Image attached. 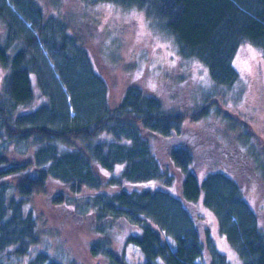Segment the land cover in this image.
I'll list each match as a JSON object with an SVG mask.
<instances>
[{
	"label": "trees",
	"instance_id": "1",
	"mask_svg": "<svg viewBox=\"0 0 264 264\" xmlns=\"http://www.w3.org/2000/svg\"><path fill=\"white\" fill-rule=\"evenodd\" d=\"M103 1L144 11L155 27L173 40L179 57L200 64L223 93L238 78L233 60L242 43L258 48L264 57V0ZM11 2L32 23L36 34L21 37L14 19L0 2V66L6 70L0 85V136H6L3 141L19 144L21 151L33 147V152L23 162L8 163L2 158L8 152L7 142L0 145V179L12 176V184L0 182V264H63L49 253L36 250L37 221L25 210L26 201L34 193L44 192L51 181L65 184L73 195L81 194L83 189L93 191L76 206L77 214L89 216L88 210L92 211V230L106 237L90 241L88 250L95 257L104 256L107 264L123 263L108 250L106 223L117 218L134 228L136 233L127 234L125 242L141 252V264H199L205 250L216 254L204 221L190 212L198 201L214 213L240 264H264V233L234 175L247 163L217 152L218 156L211 157L217 167L199 176L194 167L198 146L174 143L182 136L185 115L164 111L161 100L138 83L130 81L117 103L104 104L85 122L69 123L68 115L56 108L61 121L58 126L44 122L18 124L20 118L36 113L42 106L53 105L40 79L36 86L41 93L37 95L33 88L30 75L39 71L32 45L39 39L63 54L70 53L71 21L52 16L46 31L43 10L35 0ZM84 18L80 22L74 18V23L88 33ZM72 38L74 48L83 54L85 48ZM99 56L107 69L116 65L113 58H105L106 54ZM84 59L87 61L83 54ZM86 75L87 84L76 80L75 88L66 80L69 91L77 92L84 84L89 89L97 85L105 93L107 83L93 67ZM35 102L38 105L32 113L23 114ZM248 135L246 132L243 138L247 140ZM158 145L164 151L167 148L164 161ZM201 146L206 153L216 149ZM240 147L237 149L242 154L245 147ZM222 158L230 160L229 164L225 165ZM117 166L118 173L114 174ZM232 166L231 174L228 169ZM64 204L63 195L53 199L55 207Z\"/></svg>",
	"mask_w": 264,
	"mask_h": 264
},
{
	"label": "rangeland",
	"instance_id": "2",
	"mask_svg": "<svg viewBox=\"0 0 264 264\" xmlns=\"http://www.w3.org/2000/svg\"><path fill=\"white\" fill-rule=\"evenodd\" d=\"M4 1L6 3L0 0L4 8L8 9V15L14 19L17 29L20 30L19 35L21 37L35 35V27L25 15L17 12L11 0ZM35 1L43 10L47 22L46 31L52 16L71 21L69 35L72 43L74 37L76 42L85 48L83 54L91 65L89 66L85 59L82 61L83 54L75 49L71 42L70 53L63 54L60 50L50 47L49 43L44 44L38 39L31 50L36 56L39 72L37 71L36 75L32 73L30 78L37 95L41 91L36 86V80L42 81L45 91L52 96L53 105L42 106L36 110V113H32L38 105L35 102L34 106L23 112V114H32L20 118L18 124L44 122L50 127L58 126L61 121L55 111L56 108H60L68 115L66 117L69 123L85 122L104 104L117 103L123 88L131 84L130 81L136 82L145 92L161 100L164 111L185 115L182 122V136L174 143L187 144L190 147L192 144L198 146L194 167L199 176L205 175L217 165L215 160V165L211 162L212 158L218 156L217 152L228 153V156L233 157L232 160L235 158L240 163L244 161L247 163L244 169L237 168L234 171L232 166L228 171L231 173L233 170L234 175H237L236 180L243 191L244 199L257 213L259 226L264 233L262 177L264 154L261 155L264 152L262 51L248 43L239 46L233 60L238 78L234 85L225 89L223 93L211 82L208 73L200 64L179 57L173 40L159 31L153 19L142 10L124 9L103 0ZM53 2L58 3V8ZM28 17L32 16L28 15ZM83 17H86L82 23L87 24L88 33L80 31L79 25L74 23V18L80 22V18ZM33 20H35L34 16ZM98 52L103 56L106 54L105 58L109 60L113 58L116 65L107 69L105 66L108 65L103 63ZM61 67H64L61 69L62 72L59 71ZM91 67L98 76L105 79L107 83L105 93L97 85H91L93 89L85 86L88 82L86 73ZM128 70L130 74L127 73ZM5 73L6 70L0 66V85ZM66 80L69 81L71 88H75L76 80H80L85 85L78 88L77 92H71L66 86ZM199 111L206 112L199 114ZM246 132L249 134L247 140L243 138ZM5 138V135L0 136V145L7 142L8 152L2 155V158L8 163L23 162L28 159L29 153L33 152V147L28 146L25 151H21L19 144L3 141ZM201 145L213 146L216 149L206 153V149L202 150ZM239 145L245 147L242 154L237 149V147L241 149ZM158 148V154L164 161L163 152H166L167 148L166 151L159 145ZM200 154L202 157L199 156ZM222 161L225 165L230 162L225 158H222ZM253 167L257 168V171ZM118 168V166L115 168L114 174L118 173ZM173 172L177 175L176 171ZM11 181L12 176L0 179V182L12 184ZM67 187L60 182L51 181L44 192L34 193L26 201L25 210L31 212L37 221L39 241L36 250L49 253L63 264H107L108 261L104 256L95 257L88 250L90 241L106 237H101L92 230V211L88 210L89 216L77 214L78 204L93 191L83 189L81 194L73 195ZM8 190L12 192L13 188L10 187ZM57 195L65 196L64 205L53 206V199ZM190 212L204 221L210 240L218 253L212 255L205 250L198 263L223 264L224 261L228 264H240L237 253L221 233L214 213L201 204V201H198ZM106 225H109L108 250L112 256L118 262L122 261L121 264H141L144 260L141 252L125 242L127 234L136 233L134 228L120 218L107 222Z\"/></svg>",
	"mask_w": 264,
	"mask_h": 264
}]
</instances>
